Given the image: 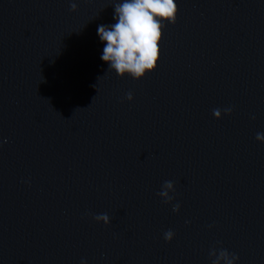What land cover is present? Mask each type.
<instances>
[{"label":"water","instance_id":"1","mask_svg":"<svg viewBox=\"0 0 264 264\" xmlns=\"http://www.w3.org/2000/svg\"><path fill=\"white\" fill-rule=\"evenodd\" d=\"M0 264H264V0H0Z\"/></svg>","mask_w":264,"mask_h":264}]
</instances>
